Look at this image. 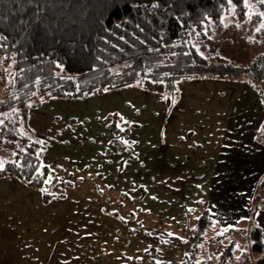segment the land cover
Returning a JSON list of instances; mask_svg holds the SVG:
<instances>
[{"label":"crops","instance_id":"obj_1","mask_svg":"<svg viewBox=\"0 0 264 264\" xmlns=\"http://www.w3.org/2000/svg\"><path fill=\"white\" fill-rule=\"evenodd\" d=\"M218 80L230 93L214 95L216 103H224L214 110L212 85L206 87L212 78L181 81L183 92L172 107L166 94L132 84L81 98L51 97L33 109L30 134L37 130L36 137H46L39 127H59L42 155L51 171L47 189L0 176V264H159L161 239L149 221L154 213L165 218L163 213L175 208L182 220L166 217V228L184 232L173 241L189 248L170 264H194L193 229L186 233L189 210L204 202L211 213L212 184L226 182L233 184L226 196L232 197L228 214L236 219L239 206H251L264 172V146L256 141L264 101L248 80ZM191 85L208 91L201 95ZM121 89L129 95H121ZM94 96L108 109L103 119L92 114L91 120L88 112L67 105ZM112 114L124 124L119 133L109 128ZM99 120L102 128L94 131L91 126ZM114 137L131 149H111ZM74 145L86 155L68 159L63 148ZM46 190L61 194L46 200ZM157 200H164L158 203L163 210L152 206ZM139 245L154 254H137ZM255 264H264V256Z\"/></svg>","mask_w":264,"mask_h":264},{"label":"trees","instance_id":"obj_2","mask_svg":"<svg viewBox=\"0 0 264 264\" xmlns=\"http://www.w3.org/2000/svg\"><path fill=\"white\" fill-rule=\"evenodd\" d=\"M247 2L0 0L5 92L0 90V142L12 143L5 159L0 157V176H17L38 189L46 183L50 168L41 157L47 141L30 134L27 125L32 110L51 97L81 98L133 84L166 94L172 107L181 81L214 77L248 80L264 101L263 86L254 83L264 81V51L250 66L207 52L213 24L236 28L247 21L249 33L256 28L264 35V2L259 0L255 11H249ZM225 15L232 20L225 23ZM109 128L121 131L112 124ZM256 141L264 146V120ZM110 148L130 150L131 145L114 137ZM259 182L264 187V175ZM49 196L44 194L46 200ZM256 196L261 197L259 189ZM262 209L254 201L252 214ZM254 233L261 249V228L256 225Z\"/></svg>","mask_w":264,"mask_h":264},{"label":"rangeland","instance_id":"obj_3","mask_svg":"<svg viewBox=\"0 0 264 264\" xmlns=\"http://www.w3.org/2000/svg\"><path fill=\"white\" fill-rule=\"evenodd\" d=\"M247 5L249 11H255L259 7V0H248ZM231 20L232 18L230 15L224 16L225 23H228ZM213 26H214V34H213L214 39L213 42L209 44V47L207 49V52L209 53H216V54L219 53L224 57L228 58V60L233 61L238 65L250 66L253 60L256 58L257 54L264 51V35L257 33L256 28L253 29L252 33H249V28H248L249 23L247 21L240 23L239 26L236 28L227 27L222 29V28H216L214 24ZM0 75H1V71H0ZM223 82L224 81H219L218 78L214 79V77H212V83H206L207 88L209 85H212L211 86L212 110L216 109V107H219L220 104H224V103H216L214 95H217V93L218 94L226 93L227 96H229L230 93L229 87L225 86ZM254 83L259 87L262 85L264 88L263 80L254 79ZM2 86L3 84L0 81V90L2 91V93H5L2 89ZM207 88L200 87L198 89L196 87H193L192 85L189 87V89L191 90L195 89V91L201 93V95L206 94V92L209 89ZM182 90L183 88L179 86L177 99L181 96V93L183 92ZM201 90H203V92ZM119 92L121 93V95L122 94L129 95L127 90L121 89ZM231 92H232V88H231ZM197 94L198 93H196V95ZM84 100L86 101H83V103H80V105H78L79 103L78 101L70 100L68 102H74V103L73 104L67 103V105L72 106L71 108H73L74 110H79L81 113L88 112L89 115H87V117H89L90 119L92 114L97 115L98 117H100V119H103V116L108 115V109L100 106L105 104H101L100 101H98L97 97L94 96L93 99L92 97H89L88 99H84ZM41 110L49 112V110H45V109H41ZM120 114H123V112L121 113L119 111L118 113L119 117H121ZM29 122L30 121H28V123ZM100 122H101L100 120L94 121V124L91 126V129H93L94 131L101 130L102 122L101 123ZM109 122L110 124L118 128H121V126L124 125L120 120H118V116H116L115 114L110 115ZM39 128L42 131V133L46 134V137H41V136L40 137L42 139H45V141H47V145L48 142L52 141V139H54L59 133V127L56 126H51L50 128L43 126ZM33 134L35 136L37 134V130L33 131ZM10 142L11 141L8 140L0 142V157L2 161L5 159L6 157L5 155L8 154L9 147L12 144ZM57 146L58 149L61 148L59 147V145ZM65 149H67L65 155L68 159H71L74 155L77 156L79 155L81 157L86 155V153L84 152L85 150H83V148L78 145H74L72 148L71 146L63 148V150ZM48 167L50 168L49 165ZM52 172L57 173L58 172L57 167L53 166ZM263 175L264 172L262 173L261 177ZM46 183L41 189L43 188L47 189ZM56 183L58 182L52 181V186L55 185ZM232 187L233 184L226 182L217 181V183L212 184L211 213L210 210L204 208L205 206L204 202L198 208L193 207L192 209L189 210L190 211L189 231L186 233H189L191 228L193 229L192 230L193 233H197V232L199 233L198 238L196 240L191 239L194 242L195 245L194 250L196 252L194 254L195 257L194 264H255V259H257L259 255L264 256V247L261 250L258 249L257 245L254 244L255 241H258L254 233L255 226L257 225L261 228L262 245L264 246V209L257 211L256 215L254 213L252 214V209H250L251 206L254 204V201H257L260 206L264 205L263 204L264 187L261 185L260 182L258 183L257 189L255 191L257 192V190L259 189V192H261V197L258 198L255 192V196H253L252 202L250 201L251 206H248V204L247 207L246 205L244 207L239 206L240 208L238 210L240 211L236 215V219L238 218L239 215H243V216L238 218L239 221L238 223H236V219H231L230 214H228L227 204L229 205L232 197L230 198L227 197ZM47 191L48 190L44 191V193H47ZM48 194L52 197L55 196L56 194H61V193L48 192ZM51 197L48 200H50ZM161 201L164 200H157L155 201V203L152 204V206L155 208L157 207L158 209H162L159 207L158 204ZM224 211L226 212V214H224L225 213ZM165 213H163L165 218L160 214L154 213L152 215L153 220L149 221L150 230L153 232V234L158 235V238L160 237L161 239V240L159 239L160 241L158 242L159 244L158 256L162 260V261L160 260L159 264L162 263L163 261L164 262L167 261L170 264L171 263L170 260L173 259L176 260L180 256L182 257L183 254L186 253L188 251L187 249L189 248L188 246L185 247L182 241H180L181 243L177 245L176 242L173 241V239L174 238L176 239V237L180 238L182 233L184 232H182L178 228H171V229L166 228V223H167V221H165L166 217L174 222H180L182 220V217L179 214L178 210L175 208L171 212L167 213L168 215H166ZM244 215H246V217ZM252 216L255 219H252ZM106 219L108 218L106 217ZM108 220L112 224L117 223L116 220H112V219H108ZM200 221L202 222V225H200ZM187 239L188 238H186L184 242H187ZM168 240L170 241V244H163L166 243V241ZM145 246L139 245L138 248H135L137 249L136 253L142 256L143 255L145 256L146 254L149 255L154 254V252L148 250L149 248L145 250ZM188 254H190V252ZM140 264H144V262L142 261L140 262Z\"/></svg>","mask_w":264,"mask_h":264},{"label":"snow or ice","instance_id":"obj_4","mask_svg":"<svg viewBox=\"0 0 264 264\" xmlns=\"http://www.w3.org/2000/svg\"><path fill=\"white\" fill-rule=\"evenodd\" d=\"M262 2H264V0H262ZM154 7H155V5H154ZM262 26H264V25H262Z\"/></svg>","mask_w":264,"mask_h":264}]
</instances>
